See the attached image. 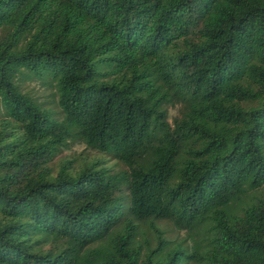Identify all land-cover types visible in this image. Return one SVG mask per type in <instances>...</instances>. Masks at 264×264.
<instances>
[{
  "label": "trees",
  "instance_id": "obj_1",
  "mask_svg": "<svg viewBox=\"0 0 264 264\" xmlns=\"http://www.w3.org/2000/svg\"><path fill=\"white\" fill-rule=\"evenodd\" d=\"M262 189L264 0H0V264H264Z\"/></svg>",
  "mask_w": 264,
  "mask_h": 264
},
{
  "label": "rangeland",
  "instance_id": "obj_2",
  "mask_svg": "<svg viewBox=\"0 0 264 264\" xmlns=\"http://www.w3.org/2000/svg\"><path fill=\"white\" fill-rule=\"evenodd\" d=\"M24 89L31 93L35 98L39 99L40 102H49L52 100L49 93H46L45 90L41 87L38 82L26 83ZM50 99H49V98ZM57 107L56 104L54 105ZM179 116V107L169 109V120L173 122L176 117ZM71 161V172L79 173L81 170L87 166L91 167L93 164L101 163L99 166L100 169L111 170L113 174H119L127 170V168L120 162L111 160L108 156L99 153L96 150L88 148L85 144L74 143L70 144L69 147L65 148L61 155L55 159L52 163L54 172L59 171L62 165ZM264 192V189L260 191ZM159 226L167 231H169V238L174 236L184 238L186 236L185 232H179L175 230L169 223H159ZM150 237V235H148ZM51 246H48L50 248Z\"/></svg>",
  "mask_w": 264,
  "mask_h": 264
}]
</instances>
